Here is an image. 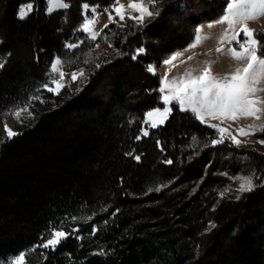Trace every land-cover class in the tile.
<instances>
[{"label": "trees", "instance_id": "obj_1", "mask_svg": "<svg viewBox=\"0 0 264 264\" xmlns=\"http://www.w3.org/2000/svg\"><path fill=\"white\" fill-rule=\"evenodd\" d=\"M68 2L49 14L46 0H0V258L55 227L67 237L23 264H264V150L227 136L213 144L218 128L175 102L142 133L147 111L165 106L148 67L190 45L228 0H161L142 24L111 22L95 40L81 30L83 7L114 0ZM256 37L264 58V31ZM105 41L113 49L98 55ZM56 56L84 75L60 95L43 88L31 123L9 138V113L49 83ZM240 174L252 190L222 196Z\"/></svg>", "mask_w": 264, "mask_h": 264}, {"label": "snow or ice", "instance_id": "obj_2", "mask_svg": "<svg viewBox=\"0 0 264 264\" xmlns=\"http://www.w3.org/2000/svg\"><path fill=\"white\" fill-rule=\"evenodd\" d=\"M156 0H130L127 5L128 9L133 12H138L139 16H129L128 18L135 20L137 23L142 24L146 17H152L154 11L149 10L155 8ZM68 4L64 0H46V11L50 14L57 8H67ZM116 16L120 20L125 19V5L120 3V0H115L112 6ZM87 9L88 5H84ZM32 11V5L28 4L21 7L18 11V18L24 19ZM158 15V11L155 12ZM264 17V0H229L226 4L225 12L216 24H227V29L220 38V43L223 44L227 41L229 44L235 42L241 49L237 51L235 47L230 48L227 54L236 61H246L243 66H237L234 71L227 73L221 77H217L211 74V65H207L199 75H193L192 71H188L183 77L179 79L167 80V77L162 78L163 87L159 89L161 93L168 89V95L162 97L165 107L163 111L157 108L153 111L148 112L146 115L150 119L154 115H160L166 117L171 112V108L167 107L173 101L179 107L182 112L190 111L196 119L202 123L205 122V117H210L217 120H232L235 121L241 117L243 118H254L260 120L261 114L264 113V99H261L257 94L264 89L258 87L262 81H264V58L257 55L260 42L254 38L255 30L249 28L248 22L256 21ZM109 19L115 22V17L109 15ZM94 19L86 20L82 25V30L89 33L93 40L96 39V33L92 31L90 25L95 24ZM215 25H209L214 27ZM107 27V25H105ZM243 32L244 39L240 40V31ZM207 37L203 36L202 29L197 30L195 41L189 46V49L197 47ZM75 45H69L74 47ZM143 48L138 49V53H142ZM218 53L224 52L223 48H217ZM182 53H175L170 59L163 61L165 65H176L172 64ZM135 58V57H133ZM189 60L193 57H188ZM62 62L57 58L54 63L50 66V81L43 85V88L48 92L55 95H60L61 90L65 87L63 80L65 73L60 69ZM4 67V61L0 60V69ZM99 67V65H97ZM149 72L155 74L153 66H149L147 69ZM84 73L81 71L79 76H83ZM70 78L72 80L78 79L76 73H72ZM32 99L40 100V97H33ZM43 102V101H41ZM31 112L27 108H20L16 111L9 113L14 116L18 121L21 118V113ZM163 118L160 123H163ZM152 127H157L155 122L151 123ZM212 128H218L221 133L220 140L212 141L213 144L220 143L223 140V136L227 133V129L219 128L216 124L210 125ZM259 128V131L264 132V126H253L249 125V130L245 131L240 129L241 135H249ZM7 136L10 138L17 133L7 129L5 125ZM145 136L148 135L147 131L143 133ZM234 140L237 144L240 141H236L235 137H229ZM264 144V141H260ZM139 159V157H136ZM171 163V161H167ZM242 183L239 189L240 192L251 191L253 188V181L251 177L241 178ZM51 239H48L42 245L45 249L51 247L55 248L62 239L67 237V233L57 230L52 227L49 231ZM34 250V249H32ZM26 253H19L17 257L9 262V264H23Z\"/></svg>", "mask_w": 264, "mask_h": 264}, {"label": "rangeland", "instance_id": "obj_3", "mask_svg": "<svg viewBox=\"0 0 264 264\" xmlns=\"http://www.w3.org/2000/svg\"><path fill=\"white\" fill-rule=\"evenodd\" d=\"M158 1H161V0H156V2H158ZM64 2L69 5L68 0H64ZM129 2H130V0H120V3L125 5V19L124 20H120L119 17L116 16V13L112 7L115 3V0L112 4L107 5V6H102L100 4L91 5V4L86 3L85 5H88V8L85 9L83 7L84 14H85V19H84L83 24L85 23L86 20H89V19H94L96 21V23L93 25H90V27L92 28V31L97 34L96 35V39H97L101 35L102 30L105 28V25H108L111 22H113V20L109 19V15H111L112 17H115V21L118 22L119 24H125L127 21L126 19L129 16H139L138 12H133L131 9L127 8V5L129 4ZM228 2H229V0H228ZM28 4L32 5V11H33V9H34V3L33 2L25 3L21 7H24ZM58 9H61V8H57L54 11H56ZM149 10H151V8ZM216 21L204 22L198 26V29H202L203 36L207 37V39H204L197 47L192 48L191 50H186V49H189V46L191 44H193L195 40L190 45H188L186 48H183L181 50L176 51L175 53L179 52V53H182V55L179 56L176 60H174L172 62V64L176 65L175 67H173L172 65H165L163 62L160 65H154L153 66L155 69V72H157L161 75V82H162L163 77H167V80H169V81H171L173 79H179V78L183 77L184 74L188 71H192L193 75H199L204 70V68L207 67V65H209V64L211 65V68H210L211 74L214 76H217V77H221L227 73L234 71L237 66H243L246 63V61H236V60L232 59L227 54V52L230 48L235 47L237 51H240L241 49L238 47V45L235 42H233L231 44H229L227 41H225L223 44L220 43V38L222 36V35H220V33L223 32V28L221 31L218 30V31L212 32V33H214L213 37H212V35L208 36V34H210L212 29H209L210 27L208 25L205 26V24L215 23ZM256 21L259 22L260 24H262V26H258V25L255 26L253 24L254 21L248 22L247 26L249 28L255 30L254 38L256 40H258L256 37V32L258 30L264 31V17H262ZM81 30H82V27H81ZM84 33L89 38H91L89 33H86V32H84ZM218 33H219V36H217V38H215V35ZM239 38H240V40L244 39L242 31H240ZM69 45H75V46L69 47ZM80 45H81V42L68 43V47L70 49H74ZM217 48H223L224 52L218 53L216 51ZM111 49H113V46L109 41L99 43L96 46V52L98 55H100L101 53H105V52H107V50H111ZM175 53H173L172 55L167 57L165 60L170 59ZM257 55L259 56L258 51H257ZM188 57H193V59L189 60ZM57 58H59V60L62 62L59 67L65 73V78L63 80V83L65 84V86L70 83V81H71L70 76L72 73L77 74L78 79H76V80H79L81 78V76H79V73L81 71L84 73V71H85L84 67L83 68L78 67V68L73 69L72 71H69L66 69L67 60L63 56H56L52 63H54ZM261 58H263V57H261ZM187 63H190V64H187ZM43 85L44 84L37 85L36 88L33 90V92H31V99L28 101V104L23 105V106L18 108V109L27 108L31 112V115H28V112H23V113H21V118L19 121L13 116L11 119H8L6 122L7 129H10L14 133H18L20 130L24 129L26 126H28L31 123V121L33 120V117H34L32 114V109L34 108L33 105H35V103H36V102H34V101H36V99H32V98L38 96V97H40V99H42L41 96L44 95L42 92ZM161 87H163V82H162ZM258 87L264 89V81H262L260 83V85H258ZM168 91H169L168 89H165V92L162 93V97L164 95H168ZM257 95L261 99H264V91L259 92ZM172 103L167 106V107L171 108V112H172ZM164 107L153 108V109L147 111V113L150 111H153L157 108H159V109H161V111H163ZM171 112L169 114H167L166 117H161L160 115L157 114V115H154L153 117H151L150 119L146 115L142 133L147 131V133L149 134L150 130L153 128L151 126V123L155 122L157 124V126H159L160 124H162V123H160V120L163 118V120L165 122L168 119V117L170 116ZM205 122H207L209 124H216V125H218L219 128L227 129V133H225L224 136L235 137V140L240 141V143L241 142L252 143V144L256 145L257 147H259L260 149L264 150V144L260 143V141H264V133L259 131L258 127L254 131V133H250L249 135H241V133L239 131L240 129H244L245 131H248L249 125L264 126V113L261 114L260 120H256V119L251 118V117H248V118L241 117L235 121H232V120L221 121V120H217V119H212L210 117H205ZM245 177H251L252 178L253 187H254L256 180L252 176H245V175L240 174V175H237L233 178V182L230 184V187L226 191H224L221 195L226 196V197H239L242 193L239 191V189L241 187V183H242L241 178H245ZM214 225H215V223L212 222L210 225V228L213 227ZM56 229L61 230V231L68 234V232L64 228H56ZM48 239H51L50 235L43 242H41L39 244H35L33 246H29L25 250L20 251L19 253H22V252L26 253L23 263H25L27 261L28 255L34 254L37 251V249H39V248L42 249L43 247H38V245H42ZM32 249H34V250H32ZM19 253L9 254L5 257L0 258V263L1 264H9V262L11 260H13L15 257H17Z\"/></svg>", "mask_w": 264, "mask_h": 264}, {"label": "crops", "instance_id": "obj_4", "mask_svg": "<svg viewBox=\"0 0 264 264\" xmlns=\"http://www.w3.org/2000/svg\"><path fill=\"white\" fill-rule=\"evenodd\" d=\"M253 24L255 25V26H262V24H260L259 22H257V21H254L253 22ZM209 26V25H215L214 27H210L209 29H212L211 30V32H210V34H208V36H210V35H212V37H213V34L214 33H212V32H215V31H221L222 30V28H223V32H221L220 33V35H222L225 31L224 30H226L227 29V24L225 23V24H216V23H208V24H205V26ZM204 26V25H203ZM204 26V27H205ZM221 28V29H220ZM237 31H240L239 29H237ZM217 36H219V33L218 34H216L215 35V38H217ZM181 59V58H180ZM187 64H190V63H187ZM186 64V65H187Z\"/></svg>", "mask_w": 264, "mask_h": 264}]
</instances>
